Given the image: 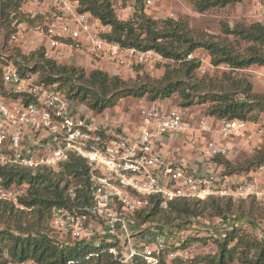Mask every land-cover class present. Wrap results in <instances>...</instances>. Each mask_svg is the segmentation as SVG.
<instances>
[{
    "label": "built area",
    "instance_id": "2783aa9c",
    "mask_svg": "<svg viewBox=\"0 0 264 264\" xmlns=\"http://www.w3.org/2000/svg\"><path fill=\"white\" fill-rule=\"evenodd\" d=\"M135 2L125 9L115 8L118 17L130 19ZM144 3L156 9L155 0ZM23 9L32 17L46 19L44 25L20 23L1 46L0 167L57 169L72 156L88 162L92 204L80 209L54 207L49 220L66 244H105L109 253L124 264H134L137 258L145 264H160L164 252L172 247L169 258H188L179 234L154 236L134 230L133 215L148 208L152 197H160L163 206L178 198L210 196L236 200L253 196L264 201V183L259 180L264 178V164L252 173L228 175L216 160L229 156L233 135L250 130L256 123L228 118L209 121L206 117L192 123L180 111L156 106L140 109L143 128L130 136L122 128L100 123L90 108L88 111L70 98L66 88L43 81L34 64L23 59L30 41H39L37 48H42L44 58L57 62L76 53L95 61L109 57L126 68L168 59L156 50L126 47L105 38L97 28L99 20L89 11L80 10V0H25ZM197 54L190 53L187 58H199ZM201 60L197 74L203 76L209 72L205 64L209 61ZM256 126L261 144L264 125ZM178 134H188V140L201 143L197 147L201 157L192 165L159 148L163 138H158ZM3 181L0 176V200L20 206L19 199L27 194L28 184L7 186ZM7 264L38 263L24 260Z\"/></svg>",
    "mask_w": 264,
    "mask_h": 264
},
{
    "label": "trees",
    "instance_id": "16d2710c",
    "mask_svg": "<svg viewBox=\"0 0 264 264\" xmlns=\"http://www.w3.org/2000/svg\"><path fill=\"white\" fill-rule=\"evenodd\" d=\"M242 1L244 0H191L200 12ZM24 3L25 0H0V30L4 31L7 38L25 21L29 26L44 25L46 17H32L23 9ZM140 4L141 0L131 19L118 17L112 0H80V10L89 11L101 25L109 26V31L103 33L105 38L126 47L153 49L164 58L177 61L178 66L166 65L161 79L148 77L142 82L127 81L102 69H94L87 75L84 69L74 65H62L61 62L45 59L42 48L32 50L31 55H25L23 59L34 64L46 83H58L65 88L69 82L70 98L85 102L96 113L115 106L124 96L143 97L147 94L152 101H156L179 93L184 107L195 102L210 101L208 116L212 118L245 119L255 123L256 117H249L248 114L264 110V94L253 93L252 84L248 80H232V75L225 72L223 80L231 79L233 85H237V93L242 95L237 99L235 94L224 90L226 88L217 87L214 82L216 78L199 77L197 70L202 60L188 59L187 56L206 49L215 65L227 64L233 69L264 66V23L255 21L226 27L225 33L249 43L246 49L240 51L226 40L191 34L187 23L182 19L157 20L150 17ZM16 51L21 53L20 49ZM215 87L217 91H213ZM259 146L247 164H233L227 156L216 157L218 164L223 166V174L254 172L264 164V142ZM0 176L7 186L13 183L28 184L27 194L19 199L20 206L13 201L0 200V214L14 223L13 226L0 228V264L24 260H32L38 264H69L70 261L73 264H124L109 253L105 244L68 245L53 235L54 230L49 220L54 207L80 209L92 204L89 190L90 165L85 159L72 156L57 169L5 166L0 167ZM150 200V209L145 208L133 215V227L138 222L136 219L141 222L139 224H143L157 216L172 221L208 214L227 220L234 216L235 220L238 218L233 214L236 204L245 207L241 215L254 224L256 212L264 210V201L253 196L237 200L218 196L205 199L178 198L168 201L166 208L160 197L155 196ZM227 230L222 239L217 240L216 253L197 256L188 261L176 257L171 262L167 261V254L164 253L160 264H264V239L247 233L236 221L233 222L232 229ZM186 244L187 241L181 246ZM134 264L145 263L137 258Z\"/></svg>",
    "mask_w": 264,
    "mask_h": 264
},
{
    "label": "rangeland",
    "instance_id": "374dc122",
    "mask_svg": "<svg viewBox=\"0 0 264 264\" xmlns=\"http://www.w3.org/2000/svg\"><path fill=\"white\" fill-rule=\"evenodd\" d=\"M133 1L134 0H112L117 9H125V7ZM135 1L136 8L137 3L139 4V0ZM143 1L141 0L140 5L146 9L147 15L150 17L157 20L167 18L182 19L187 23V27L191 34L208 35L216 39L226 40L240 51L246 49L249 43L242 42L237 39V37L225 33L226 27H234L240 23L250 24L255 21H261L264 23V0H244L242 2L228 4L223 7H214L204 12L198 11L191 0H155L156 9L144 5ZM260 3L263 5L262 9H260ZM131 18L132 16H130V19ZM103 26L105 25H101L99 23L97 28L101 33L108 32L109 28H104ZM6 38L7 37L5 36L4 31L1 29L0 50L2 43L6 40ZM39 43V41H30L27 49H24L25 53H23V56L26 55L29 57L32 50L36 49ZM197 57L209 61H203L209 69V72L203 76L216 78L217 80H214L215 85H217V87L226 88L224 90L235 94L237 99H240L242 95L237 93L239 90L236 87L237 85H233V79H246L252 84L253 93L264 94V69L261 68L262 66L253 65L247 68L233 69L227 64L215 65L211 62V56L206 49L199 50ZM58 62H61L62 65H74L84 69L87 75L94 69H102L107 71L110 75H118L127 81L138 82L145 81L148 77L151 79H161L165 73L167 64H170L172 67L179 65L177 64L178 62L174 60H155L135 65L132 68H126L119 66L114 61L109 59V57L95 61L86 54L84 55L80 53H76L75 56L72 55ZM208 63H211L214 67L210 66ZM225 72L232 75V80H223V74ZM198 76L200 77V75ZM219 81H222V83H219ZM65 88L67 91H70L71 84L67 82ZM213 91H217V88H213ZM75 102L78 106H85L86 109L90 111L88 109L90 107L85 102H80L78 99H76ZM182 102L183 99L179 93H175L167 98H159L156 101H152L146 94L143 97L124 96L116 103L115 106L107 108L101 113H96L91 108L90 109L94 113L93 116L98 122L122 128L123 132L129 136L136 130L143 128L140 109L144 106H156L158 108L180 111L183 113L185 119L192 123L204 117H206L209 121L212 120V117L208 116V106L210 105V101L203 103L195 102L188 107L182 106ZM248 116H255L256 124L251 125L250 130L236 133L230 138L231 153L227 159H229L233 164H247V161L256 154V151L260 147L255 129L258 124L264 125V110H255L249 113ZM188 136V134H178L169 135V137L161 136L158 139L162 140L163 138V141L166 142L163 144L165 147H167L171 142H175L181 151L178 157L189 165H192L201 157V154L197 149L201 143L188 140ZM170 148L172 149V147ZM222 167L221 169L223 170ZM260 179L261 178H259V180ZM262 179L264 178L262 177ZM261 181L263 180H260V182ZM150 206L148 207L149 209ZM163 207L166 208L167 206ZM244 209V206H238V204H236L233 214H236L238 218L235 220L234 216H230L227 220L226 218H220L218 216H211L208 214L196 218L183 217L179 220L172 221L164 218L163 216H157L154 220L143 224H139L141 222L136 219L138 222L133 228L135 231L139 230L152 233L154 236L164 232L170 235L179 234L182 239V244L187 241V244L185 246H181V248L188 251V258H182V256L176 257H179L184 261H188L197 256L216 253L218 250L217 240L222 239L224 233L228 231L227 229H232L234 221H236L239 227L247 233L257 237L258 239H264V210L256 212L253 218L254 224H251L247 217L241 215ZM13 225L14 223L12 221L6 219L5 216L0 214L1 229ZM53 235L65 241V239L61 237L60 233L54 231ZM96 243H98V241ZM93 246H96V244ZM173 251L174 248L172 247L168 248L164 252L167 254L165 256L168 262H171L172 259L176 258L168 257V253Z\"/></svg>",
    "mask_w": 264,
    "mask_h": 264
},
{
    "label": "crops",
    "instance_id": "0c3cea01",
    "mask_svg": "<svg viewBox=\"0 0 264 264\" xmlns=\"http://www.w3.org/2000/svg\"><path fill=\"white\" fill-rule=\"evenodd\" d=\"M260 9H262V8H260ZM262 69H264V66H262L261 67ZM166 142L165 141H162L160 144H159V148H160V150L161 151H163L164 153H166V154H170V155H172V154H174V155H180V153H181V151H180V149L178 148V146L176 145V143L175 142H171L167 147H168V149H167V147H165L163 144H165ZM170 147H172V149L170 148ZM170 148V149H169ZM256 174V173H255ZM256 176H258V174H256ZM260 180H263V181H261L260 183H264V179H262V177H261V179Z\"/></svg>",
    "mask_w": 264,
    "mask_h": 264
}]
</instances>
